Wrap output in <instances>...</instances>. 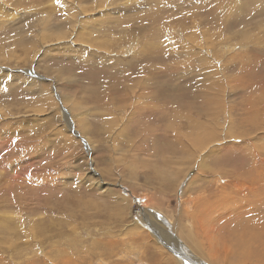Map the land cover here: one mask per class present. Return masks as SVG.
<instances>
[{
	"label": "rangeland",
	"instance_id": "obj_1",
	"mask_svg": "<svg viewBox=\"0 0 264 264\" xmlns=\"http://www.w3.org/2000/svg\"><path fill=\"white\" fill-rule=\"evenodd\" d=\"M259 171L264 0H0V264H264Z\"/></svg>",
	"mask_w": 264,
	"mask_h": 264
},
{
	"label": "bare ground",
	"instance_id": "obj_2",
	"mask_svg": "<svg viewBox=\"0 0 264 264\" xmlns=\"http://www.w3.org/2000/svg\"><path fill=\"white\" fill-rule=\"evenodd\" d=\"M107 65H108V64H107ZM136 68H137V67H136ZM134 69H135V67H134ZM136 70H137V69H136ZM140 70H141V69H140ZM141 71H142V70H141ZM141 71L136 72V74H140V73H145V74H146V72H144V71L141 72ZM147 71H148V70H147ZM148 74H150V73H148ZM132 75H134V73H133ZM148 92H149V94H150V91H148ZM156 99H157V100H159V99L161 100V99H162L163 102L168 103V101L166 100V98H163V97L161 98V96H160V98H157V97H156ZM160 100H159V101H160ZM162 101H161V102H162ZM207 101H208V99H207ZM147 116H148V115H147ZM148 118H149V117H148ZM151 129H152V128H151ZM152 132H153V131H152ZM207 137H209V136H207ZM209 139H210V138H209ZM195 140H196V139H195ZM212 140H213V139H212ZM196 141H197V140H196ZM196 141H195V142H196ZM210 141H211V140H210ZM173 145H174V143H173ZM175 145H176V144H175ZM194 145H195V144H194ZM169 146H170V145H169ZM195 146H196V145H195ZM195 146H194V147H195ZM175 148H176V147H175ZM175 148H174V149H175ZM176 149H178V148H176ZM182 149H183V147H182ZM170 150H173V149H170ZM171 154H172V153H171ZM239 170H240V169H239ZM260 170H261V169H260ZM240 173H241V172H240ZM219 176H220V175H219ZM224 177H225V176H224ZM256 177H257V176H256ZM250 181H251V180H250ZM257 181L259 182V183H258L259 185L264 181V173H263L262 171H259V175H258V177H257ZM261 187H262V186H261ZM227 188H228V187H227ZM262 188H263V187H262ZM223 189H224V188H223ZM230 189H231V188H230ZM257 189H258V188H257ZM225 191H226V190H225ZM259 191H260V190H259ZM261 191H264V190L261 189ZM261 191H260V195L264 196V194H261ZM256 192H257V190H256ZM257 193H258V195H259V192H257ZM245 197H246V196H245ZM258 198H261V197L258 196ZM256 201H257V202L259 201V202H258V203H259L258 206H260V204H261L262 202H264V201H263V197H262L260 200H256ZM255 203H256V202H255ZM256 207H257V206H256ZM256 207L254 206V210H255V211H256ZM245 209H246V208H245ZM246 210H247V209H246ZM235 211H237V210H235ZM252 211H253V210H252ZM237 212L239 213L240 211H237ZM204 213H205V212H204ZM229 213H230V212H229ZM209 216H210V215H209ZM211 217H212V216H211ZM213 224H214V223H213ZM247 224H248V223H247ZM244 226H245V225H244ZM203 228H204V227H203ZM211 228H212V227H211ZM260 228H262V227L260 226L259 229H260ZM167 229H169V228H167ZM212 229H213V228H212ZM240 230H241V229H240ZM204 231H205V230H204ZM243 232H244V231H243ZM259 232H260V231H259ZM240 233H241V232H240ZM240 233H239V234H240ZM244 233H245V232H244ZM237 234H238V233H237ZM259 234H260V233H259ZM243 236H245V235H243ZM256 236H257V235H256ZM260 236H261V234H260ZM237 237H238V236H237ZM262 237H263V236H262ZM258 238H260V237H258ZM258 238L256 237V239H255V237H252L253 242H254V239H255V240H256V243L258 244V242H259ZM260 239H261V238H260ZM263 239H264V238H263ZM263 239H262V240H263ZM250 240H251V238H250ZM257 240H258V242H257ZM237 242H238V241H237ZM239 242H240V241H239ZM245 242H246V241H245ZM241 243H243V242H241ZM260 243H261V242H260ZM263 243H264V242H263ZM260 245H261V244H260ZM239 247H240V246H239ZM236 248H237V247H236ZM237 249H239V248H237ZM243 252H244V251H243ZM243 252H242V253H243ZM254 252H255V251H254ZM244 253H247V252H244ZM251 253H252V252H251ZM255 253H256V252H255ZM257 253L259 254L260 252H257ZM258 254H257V255H258ZM260 254H261V253H260ZM260 254H259V255H260ZM241 255H242V254H241ZM247 255H248V254H247ZM259 255H258V256H259ZM263 255H264V254H263ZM183 256H184V254H183ZM183 256L181 255V257H183ZM237 257H238V256H237ZM183 258H184V259H187V256H184ZM193 258H194V257H193ZM193 258H192V256H191V257L189 258L190 261H193ZM252 258H253V257H252ZM259 258H260V256H259ZM261 258H264V256L261 257ZM261 258H260V259H261ZM194 259H195V258H194ZM196 259H197V258H196ZM196 259H195V260H196ZM246 259H247V258H246ZM180 261H181V260H180ZM203 263H204V262H203Z\"/></svg>",
	"mask_w": 264,
	"mask_h": 264
}]
</instances>
